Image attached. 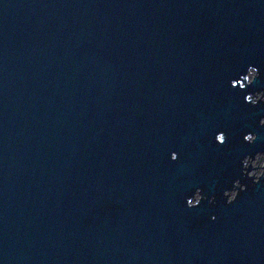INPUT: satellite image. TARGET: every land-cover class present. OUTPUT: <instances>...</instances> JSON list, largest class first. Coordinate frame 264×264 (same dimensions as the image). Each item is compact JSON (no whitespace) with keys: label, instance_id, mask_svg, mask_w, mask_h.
<instances>
[{"label":"water","instance_id":"95a60500","mask_svg":"<svg viewBox=\"0 0 264 264\" xmlns=\"http://www.w3.org/2000/svg\"><path fill=\"white\" fill-rule=\"evenodd\" d=\"M264 0H0V264H264Z\"/></svg>","mask_w":264,"mask_h":264},{"label":"rangeland","instance_id":"374dc122","mask_svg":"<svg viewBox=\"0 0 264 264\" xmlns=\"http://www.w3.org/2000/svg\"><path fill=\"white\" fill-rule=\"evenodd\" d=\"M259 165L260 166H263L264 165V157H261Z\"/></svg>","mask_w":264,"mask_h":264},{"label":"flooded vegetation","instance_id":"af4514ba","mask_svg":"<svg viewBox=\"0 0 264 264\" xmlns=\"http://www.w3.org/2000/svg\"><path fill=\"white\" fill-rule=\"evenodd\" d=\"M261 157H264V155H261V156L257 157L256 161H260Z\"/></svg>","mask_w":264,"mask_h":264},{"label":"trees","instance_id":"16d2710c","mask_svg":"<svg viewBox=\"0 0 264 264\" xmlns=\"http://www.w3.org/2000/svg\"><path fill=\"white\" fill-rule=\"evenodd\" d=\"M258 163H260V161H258ZM259 165V164H258ZM263 167H264V165H263Z\"/></svg>","mask_w":264,"mask_h":264}]
</instances>
